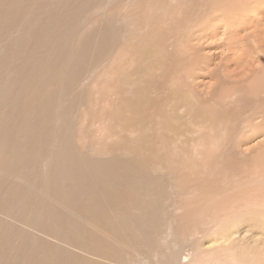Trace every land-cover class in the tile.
Returning <instances> with one entry per match:
<instances>
[{"label":"rangeland","instance_id":"obj_1","mask_svg":"<svg viewBox=\"0 0 264 264\" xmlns=\"http://www.w3.org/2000/svg\"><path fill=\"white\" fill-rule=\"evenodd\" d=\"M263 35L264 0H0V116L27 128L0 149V264L46 242L63 262L264 264ZM87 182L134 199L98 223ZM73 225L116 254L72 246Z\"/></svg>","mask_w":264,"mask_h":264},{"label":"bare ground","instance_id":"obj_2","mask_svg":"<svg viewBox=\"0 0 264 264\" xmlns=\"http://www.w3.org/2000/svg\"><path fill=\"white\" fill-rule=\"evenodd\" d=\"M229 3H230V1H229ZM8 11H9V9H8ZM214 11V10H213ZM10 12V11H9ZM243 13V12H242ZM256 13H257V11H256ZM15 14V13H14ZM13 15V14H12ZM18 15V14H17ZM254 15H255V13H254ZM15 16V18H16V15H14ZM9 17V16H8ZM10 17H11V14H10ZM233 17H235V16H233ZM12 18H14V17H11L10 19H12ZM236 18H238V17H236ZM246 18V17H245ZM10 19H9V21L7 22V23H9L10 22ZM13 20V19H12ZM12 20H11V22H12ZM234 21V19L232 20V22ZM254 21V20H253ZM222 22V21H221ZM235 22V21H234ZM243 22V21H242ZM241 22V23H242ZM239 23H240V21H239ZM238 23V24H239ZM247 23H248V21H247ZM256 24H257V22H256ZM240 25V24H239ZM241 25H243V24H241ZM223 26H225V25H223ZM258 27V26H257ZM250 29V28H249ZM223 30V29H222ZM224 31V30H223ZM254 32V31H253ZM255 33H256V31H255ZM225 34V36L227 35V33H224L223 32V35ZM250 35V34H249ZM257 35V34H256ZM232 36H234V35H232ZM232 36H230L231 37V39H232ZM264 36V35H263ZM234 37H237V36H234ZM248 37H250V36H248ZM221 38V37H220ZM256 38V36L253 38V40ZM257 38H258V36H257ZM246 40V39H245ZM259 40V39H258ZM258 40L256 41V39H255V43L256 42H258ZM230 42V41H229ZM243 43H244V41H243ZM261 43V42H260ZM264 43V42H263ZM245 44V43H244ZM11 45V44H10ZM255 45H259V42L258 43H256ZM241 46L243 47L244 45H242V43H241ZM245 46H247L246 44H245ZM261 46V48L263 47L262 46V44L260 45ZM11 47V46H10ZM242 47H240V48H242ZM230 48V47H229ZM246 49L247 50H249V48H247L246 47ZM259 49V48H258ZM241 50V49H240ZM254 50H256V49H254ZM235 51V50H234ZM259 51V50H258ZM263 51H264V49H263ZM237 52V51H236ZM260 52V51H259ZM227 53V52H226ZM239 54V55H238ZM238 54H236L239 58H243V54L239 51V53ZM240 54H242V56L240 55ZM246 56V55H245ZM256 58V57H255ZM250 62V61H249ZM254 65V64H253ZM259 72V71H258ZM21 105V104H20ZM28 105V104H27ZM30 105H32V104H30ZM33 106V105H32ZM15 108V107H14ZM0 118L3 120V122H0V149H1V151H3V152H5L7 155H8V157H10V156H13V155H20V153L18 152V150H17V148H18V144H19V142L21 141V138H20V134L22 133V130H23V128L24 129H27L26 127H23L22 128V126L21 125H18V124H16L15 122H9V123H7L1 116H0ZM25 118V117H24ZM28 120V119H27ZM49 130V129H48ZM47 130V131H48ZM37 131V130H36ZM29 138V137H28ZM33 140V139H32ZM37 142V141H36ZM28 144V143H27ZM39 145H41V144H39ZM43 145V144H42ZM48 145V144H47ZM27 146V145H26ZM36 146V145H35ZM19 151H21V150H19ZM23 151V150H22ZM21 154H23V153H21ZM22 157V156H21ZM25 158V157H24ZM10 159V158H9ZM87 159V158H86ZM119 160V159H118ZM145 160V159H144ZM9 161V160H8ZM124 161V160H123ZM27 162V161H26ZM130 162H132V161H130ZM135 162V161H134ZM109 163H110V161H109ZM112 163V162H111ZM110 163V164H111ZM137 163V162H136ZM143 163V162H142ZM7 164H8V162H7ZM28 164V163H27ZM31 164V163H30ZM103 164V163H102ZM114 164V163H113ZM0 165H3V161L2 160H0ZM23 165V164H22ZM114 165H116V162H115V164ZM120 165H121V163H120ZM104 165H102L101 166V168L103 167ZM128 166V169L130 170V165H127ZM144 166V165H143ZM147 166V165H146ZM124 168H122L123 170H124V172H125V174H127V175H129L130 173H129V170L128 169H126L125 168V165L123 166ZM108 168V167H107ZM55 170H57V169H55ZM63 170V169H62ZM95 170V169H94ZM103 170V169H102ZM112 170V169H111ZM70 171V170H69ZM77 171V170H76ZM88 171V170H87ZM105 171V170H104ZM83 172H85V171H83ZM107 172V171H106ZM124 172H120V177L119 178H121V177H123L124 176ZM8 173V172H7ZM72 173V172H71ZM94 173H96V172H94ZM102 173H104V172H102ZM113 173H116V172H112V174ZM62 175V174H61ZM71 175V174H70ZM69 175V176H70ZM85 175H87L86 173H85ZM84 175V176H85ZM92 175V174H91ZM103 175V174H102ZM115 175H117V174H115ZM1 176H3V175H1ZM59 176V175H58ZM89 176V175H88ZM87 176V177H88ZM131 176V175H130ZM129 176V177H130ZM102 177V176H101ZM115 177V176H114ZM113 177V178H114ZM63 178V177H62ZM2 179H3V177H2ZM17 179V178H16ZM60 179V178H59ZM96 179H99V178H96ZM102 179V178H101ZM106 179H108V177L106 178ZM125 179H127L126 177H125ZM131 179V178H130ZM4 180V179H3ZM103 180V179H102ZM101 180V181H102ZM119 179H117V181H118ZM128 180V179H127ZM84 181V180H83ZM106 181H108V180H106ZM120 181V180H119ZM59 182V181H58ZM94 182H96V181H94ZM112 182V181H111ZM122 182H124L125 183V181H122ZM88 183V182H87ZM98 183H100V182H98ZM117 183V182H116ZM119 183V182H118ZM124 183H121V184H124ZM113 185H115L114 183H112ZM111 184V185H112ZM104 185V184H103ZM117 185H119V184H116V186ZM122 186V185H121ZM85 187H86V184H85ZM99 187V185L98 184H95V183H93V182H90V183H88L87 184V188H89V190H90V192L92 191L93 193H94V197L92 198V201H96V202H104L105 203V205H106V208L104 209V210H98V209H95V208H92L89 204H88V202H85V204H82V212L84 213V214H86V215H88V216H90L93 220H95V221H97L98 223H102V224H106L105 223V219H104V217H108V215H110L111 213H112V211L111 210H113V209H111L112 207H115V206H117V205H119L121 202H124V201H129V200H131L130 198H132V200L134 199V196L132 195H127V194H124L123 193V191H116L114 188L112 189V188H110V186H109V188H107V187H102V186H100V188L101 189H99L98 188ZM113 187V186H112ZM115 187V186H114ZM119 188V187H118ZM124 188V187H123ZM116 189H117V187H116ZM121 189H122V187H121ZM19 190V189H18ZM21 190V189H20ZM125 190H127V189H125ZM124 190V191H125ZM23 191V190H22ZM126 192V191H125ZM8 195H10V194H8ZM90 195H91V193H90ZM10 197V196H9ZM16 197V196H15ZM74 197V196H73ZM76 197V196H75ZM12 198V197H11ZM21 198V197H20ZM89 198H91L90 196H89ZM88 198V199H89ZM76 200V199H75ZM139 200V199H138ZM12 201V200H11ZM86 201V200H85ZM90 201V200H89ZM13 202V201H12ZM110 203V204H109ZM105 205H104V207H105ZM31 206V205H30ZM6 207V206H5ZM15 209V208H14ZM107 209V210H106ZM8 212H9V210H8ZM11 212V211H10ZM16 212V211H15ZM25 212V211H24ZM23 212V209L21 210V211H17L16 213H19V214H23L24 213ZM67 212V211H66ZM26 213V212H25ZM79 213V212H78ZM27 214V213H26ZM77 214V213H76ZM82 214V213H81ZM10 215V214H9ZM73 215V214H72ZM82 216H83V214H82ZM25 217V216H24ZM84 217V216H83ZM48 219V220H47ZM45 221H44V223H42V224H40V226L42 227V229H44L45 230V232L46 233H48V235H50V236H55L54 234L56 233L55 232V229H53V227H52V224H51V222H53V219H49V218H47ZM82 219V218H81ZM87 219V218H86ZM159 220V219H158ZM84 222H86L85 220H83ZM94 221V222H95ZM81 222V221H80ZM159 223H160V221H158ZM229 222V221H228ZM20 223V222H19ZM31 223V222H30ZM16 224V223H15ZM81 224V223H80ZM80 224L78 225V226H80ZM107 224L108 225H113V220L112 219H108L107 220ZM43 225V226H42ZM88 225V224H87ZM20 226V225H19ZM55 226V225H54ZM74 226V225H73ZM83 226H84V224H83ZM102 226V225H101ZM9 227H11V226H9ZM108 228H110V227H108ZM18 229H19V227H18ZM101 229V228H100ZM12 230V229H11ZM104 230V229H103ZM119 229H117L116 231H118ZM19 232H22L23 230H18ZM99 231H96V230H92V229H89V228H87V227H80V228H78L77 226H74V227H71L70 228V230L68 231V233H67V235H66V237H67V239L69 240V242L71 243V245L72 246H74V247H77V248H79V249H82V248H84V249H86V250H88L90 253H92V254H95V255H99V256H106V257H111L112 255H115L116 253H114V252H116V250L117 249H115V247L113 246V240H111L109 237H105L104 235H102V234H100V233H98ZM10 234V233H9ZM47 235V234H46ZM233 233H231V232H225L224 233V235L222 236V239L225 241V243H230V241H232L233 240ZM243 238H246V237H243ZM256 238V237H255ZM4 239V238H3ZM242 239V238H241ZM240 239V240H241ZM244 240H246V239H244ZM255 241V240H254ZM51 242V241H50ZM247 242H248V240H247ZM249 242H250V240H249ZM52 243V242H51ZM7 244V240H5L3 243H1L0 244V248L1 247H3L4 245H6ZM241 244V243H240ZM35 245V244H34ZM43 245V244H42ZM79 245H82V246H79ZM84 245V246H83ZM132 245V244H131ZM247 245V244H246ZM19 246V245H18ZM23 246H24V244H23ZM52 246V244L50 245V244H48V242H46V243H44V247H43V250L44 251H42V252H48L49 254L48 255H45V256H43V257H41V256H36V255H34V254H32V255H27V258H21V260H22V262L23 263H27L28 261H32V258L33 257H39L40 258V260H41V264H71L70 263V259L73 257V260L75 261V264H88V262L86 261V259L84 258V256L83 255H81V254H78V253H76V251L75 250H71L72 251V253L70 252L69 254H68V256H67V259H65V262H63V260H54V259H49L50 258V253H51V251L52 250H49V249H47V247H51ZM232 246H235L234 244L232 245ZM244 246V245H243ZM29 247V246H28ZM118 247H119V245H118ZM39 250V249H38ZM69 251H70V249H69ZM140 251V250H139ZM144 253V252H143ZM243 255L244 256H246V255H248L246 252H243ZM32 256V257H31ZM136 256H138V255H136ZM248 256H250V258H251V260H253L254 262H256V263H258V261H259V259H260V255L259 254H250V255H248ZM4 258V252L2 253L1 251H0V260L1 259H3ZM138 260H139V258H138ZM142 263H144V262H142ZM11 264H13V263H11ZM148 264H149V262H148ZM172 264H174V263H172Z\"/></svg>","mask_w":264,"mask_h":264}]
</instances>
